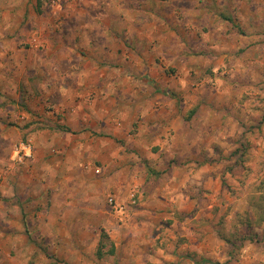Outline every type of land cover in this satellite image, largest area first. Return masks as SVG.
<instances>
[{"label": "rangeland", "instance_id": "rangeland-1", "mask_svg": "<svg viewBox=\"0 0 264 264\" xmlns=\"http://www.w3.org/2000/svg\"><path fill=\"white\" fill-rule=\"evenodd\" d=\"M19 3L0 0L5 8L0 10V189L4 181L10 186L15 181L18 170L14 169H19L15 182L19 184L22 178H31L33 168L46 162H68L72 177L79 171L91 176L103 170L100 153L113 142L107 135L114 132V125L118 131L128 129L131 135L140 126L139 119L132 126L116 116L122 114L114 107L117 92L130 93L135 99L149 95L176 99L182 111L185 104L180 103L186 100V110L190 103H196L194 121L199 122L193 132L199 135V146L192 148L193 142L183 145L179 154L183 157L171 161L182 160L183 187L192 199H198L192 210L198 218L190 224L189 217L162 220L167 227L172 221L177 223L169 231L164 229L159 243L157 238L147 237L151 229L145 228L159 219L147 221L136 214V200L133 208L124 207V202L120 210L114 204L115 228H140L144 236L134 237L138 255L149 252L154 256L152 250L162 248L163 257L173 254L177 258L165 264H264V0ZM183 24L193 30L191 38L182 34ZM183 48L195 54L196 67L186 76L188 83L181 91L171 81L164 86L158 74L150 81L141 78H147L146 70L152 65L157 72L167 68L176 81L183 78L177 61L165 62L166 56L173 57ZM123 69H130L134 82L119 88L114 81L122 82L117 79ZM154 84L160 86L158 93L152 92ZM137 110L139 105L133 116L138 115ZM114 115L120 122H114ZM91 126L99 135L98 141L110 140V144L102 145L94 138L95 147L104 148L96 154L93 145L81 155L70 145L76 143L78 132L93 131ZM63 140L70 143L65 153ZM124 149L127 155L122 149L120 155L128 163H143L146 158L145 153L135 157ZM150 171L149 175L157 178L155 171ZM141 174L135 173L139 178ZM12 188L14 199L20 190ZM5 200L0 190V202ZM134 212L138 219L131 218ZM182 226H191L192 233L183 232ZM102 234L110 240L103 229ZM28 237L46 253L40 245L43 237L37 239L40 244L34 234ZM110 242L99 240L96 251L102 243V257L109 258ZM5 255L2 251L1 260ZM95 256L99 257L97 252ZM6 261L9 264L7 255ZM147 263L162 264L157 260Z\"/></svg>", "mask_w": 264, "mask_h": 264}, {"label": "crops", "instance_id": "crops-1", "mask_svg": "<svg viewBox=\"0 0 264 264\" xmlns=\"http://www.w3.org/2000/svg\"><path fill=\"white\" fill-rule=\"evenodd\" d=\"M19 4H21V0ZM1 8L5 10L4 4L3 7L0 5V10ZM0 25H2L1 17ZM180 28L182 34H188V38L192 37V29L187 28L184 24ZM181 43L183 45V42ZM183 47L186 48L185 45ZM184 48L182 51H176L173 57H165L166 64H171L174 61L180 64L177 70L184 74L183 78L176 81L174 77L168 75L167 68H164L162 72H157L158 69L153 65L149 66L148 71L146 70L147 78H141L144 81H150L155 78L152 75L158 74L161 78L160 81L164 82V86H168L171 81L173 87L181 91L182 87L188 83L186 76L192 74V68L196 67L195 54L186 53ZM119 74L121 76L116 79L122 80V82L115 83L114 81V84L119 88H122L124 83L134 82L130 69H123ZM123 74H125L124 78H122ZM154 86L156 88L152 92L158 93L160 86L156 84ZM115 94L114 107H118L122 111V114L119 112L116 116L121 117L123 122H132V126L134 121L140 120V126L135 135H131L128 129L122 128L118 131V127L114 125V132L107 135L108 139L113 140L110 144V140L98 141L99 135L96 134V129L91 126L93 131L78 132L80 134L74 145L71 146L64 140L65 144L62 143L64 144V146L62 145L64 153L70 145L81 155L89 151L93 145L94 148H92L96 154L104 148L101 147L99 150L97 146L95 147L94 138L102 145L109 143L110 145L106 146L109 149L104 150V154L100 153L99 161L105 167L103 170H96V175L91 176L79 171L76 172L75 177H72L74 173L68 162H62L60 165L54 163L51 165L50 162H46L38 164L36 169L33 168L34 174L31 178H22L19 184H15L20 176L19 169H14V172L15 170L18 172L14 173L15 181L10 182L11 186L6 181L1 184L0 190L3 191L6 200L0 202V264H7L6 255L9 264H132V262L148 264L147 260L148 262L157 260L159 263L165 264V262L171 261L172 257L177 259L173 254L163 257L162 248L152 250L154 256L148 255L149 252L145 254L146 257L138 255L139 249L135 246L134 237L136 234L144 236V233L139 232L140 228L136 229L135 227L134 232L131 229L133 228L132 224L130 229L125 227L116 229L114 205H109L107 200L113 198L117 205L125 202L124 207L129 208H133L132 205H135L137 200L138 204L133 208L136 214L146 218L147 221L159 219L153 225L146 221L148 224L145 226L147 231L151 229L150 235L147 232V237L157 238L159 243L164 239V229L169 231L177 223L172 221L169 223L170 227H167L163 222L165 219L189 217L191 220L187 224H190L198 218L197 214L192 213L194 203L198 199H192L188 188L183 187L185 184L183 174L180 172L182 160L171 161L173 158L183 157L179 156L182 152L180 147L184 148L191 142H193L192 148L197 149L199 146V142L196 140L199 135L193 132V130H198L199 119L194 121L195 113L192 116L186 114L193 111L196 103L193 105L190 103L189 109L186 110L188 102L182 101L180 105L185 104L182 111V108L177 106V100L169 97L150 98L149 95L148 98L135 99L130 97V93L119 94L117 92ZM138 105L140 110H137L139 113L135 115V118L133 114ZM89 118L90 116H88ZM133 118L135 119L133 120ZM115 120L114 115V122ZM118 122L120 121L116 123ZM195 122L196 125L193 127ZM110 130H112V125ZM120 138L127 141L119 140ZM150 145L156 147L153 148ZM124 148L130 150L127 152L135 157L137 154L145 153L146 158L142 161L143 163L140 161L134 164L133 162L128 163L124 159L125 157L120 155L121 149L127 155ZM103 157L106 159L104 160ZM144 164L147 168H144ZM150 170L155 171V174L158 175L157 178L149 175ZM139 171L142 173L140 178L135 175ZM0 173H2L1 170ZM6 174L3 172L4 180H6ZM22 175L25 176L24 171ZM46 175L50 176L45 178ZM36 177L37 179H34ZM44 180L45 182H42ZM13 185L16 192L20 190V193L16 195L17 198L14 199H12L13 192L15 194ZM129 203L131 204L128 205ZM135 212L131 218L138 219ZM125 223L123 222L122 226ZM118 226L121 227L119 224ZM102 229L107 233L112 244H115V261L114 255H109L110 259L102 257V255L95 256ZM182 230L187 234L192 233L191 226L189 228L182 226ZM26 233L34 234L36 240L43 237L44 242L40 244V241L37 240L36 243L43 246L46 253L42 252L44 250L40 249L34 240L30 241ZM2 251L4 254L6 253L3 260H1ZM12 252L15 253L13 256H11ZM122 252L124 255L121 254Z\"/></svg>", "mask_w": 264, "mask_h": 264}, {"label": "trees", "instance_id": "trees-1", "mask_svg": "<svg viewBox=\"0 0 264 264\" xmlns=\"http://www.w3.org/2000/svg\"><path fill=\"white\" fill-rule=\"evenodd\" d=\"M164 1H167V0H164ZM36 8H38V3H37V7ZM194 111H192L191 113H193ZM101 238L102 239H104L106 242H110V240L108 239V237H106L105 235H101ZM250 240V239H249ZM101 246H103V244L102 243H100V246H99V249H98V251H97V253H98V256L100 257L102 254H101ZM107 254L108 255H114V246H113V244L110 242V248H109V250H108V252H107ZM208 262V261H207Z\"/></svg>", "mask_w": 264, "mask_h": 264}, {"label": "built area", "instance_id": "built-area-1", "mask_svg": "<svg viewBox=\"0 0 264 264\" xmlns=\"http://www.w3.org/2000/svg\"><path fill=\"white\" fill-rule=\"evenodd\" d=\"M108 202L110 203V204H112V205H116V206H118V209H120V210H122L123 208L121 207V205L120 204H116V201L113 199V198H108Z\"/></svg>", "mask_w": 264, "mask_h": 264}]
</instances>
